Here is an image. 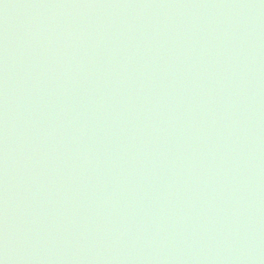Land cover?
I'll return each instance as SVG.
<instances>
[{
	"label": "water",
	"instance_id": "95a60500",
	"mask_svg": "<svg viewBox=\"0 0 264 264\" xmlns=\"http://www.w3.org/2000/svg\"><path fill=\"white\" fill-rule=\"evenodd\" d=\"M0 264H264V0H0Z\"/></svg>",
	"mask_w": 264,
	"mask_h": 264
}]
</instances>
